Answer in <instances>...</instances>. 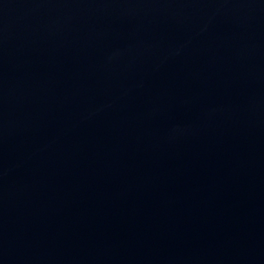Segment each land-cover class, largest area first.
Listing matches in <instances>:
<instances>
[{
    "label": "water",
    "instance_id": "water-1",
    "mask_svg": "<svg viewBox=\"0 0 264 264\" xmlns=\"http://www.w3.org/2000/svg\"><path fill=\"white\" fill-rule=\"evenodd\" d=\"M0 264H264V0H0Z\"/></svg>",
    "mask_w": 264,
    "mask_h": 264
}]
</instances>
